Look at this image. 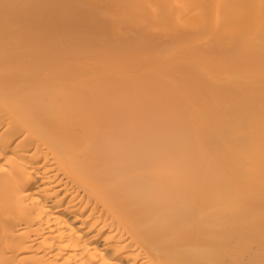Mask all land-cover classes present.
I'll return each mask as SVG.
<instances>
[{"label": "bare ground", "instance_id": "1", "mask_svg": "<svg viewBox=\"0 0 264 264\" xmlns=\"http://www.w3.org/2000/svg\"><path fill=\"white\" fill-rule=\"evenodd\" d=\"M7 3L0 264H264V0Z\"/></svg>", "mask_w": 264, "mask_h": 264}, {"label": "snow or ice", "instance_id": "2", "mask_svg": "<svg viewBox=\"0 0 264 264\" xmlns=\"http://www.w3.org/2000/svg\"><path fill=\"white\" fill-rule=\"evenodd\" d=\"M0 7H3L4 9H8L9 7H11V5L7 3V0H2V2H0Z\"/></svg>", "mask_w": 264, "mask_h": 264}]
</instances>
